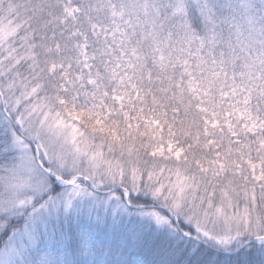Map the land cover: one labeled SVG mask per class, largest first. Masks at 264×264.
<instances>
[{"label":"snow or ice","instance_id":"snow-or-ice-1","mask_svg":"<svg viewBox=\"0 0 264 264\" xmlns=\"http://www.w3.org/2000/svg\"><path fill=\"white\" fill-rule=\"evenodd\" d=\"M0 264H264V0H0Z\"/></svg>","mask_w":264,"mask_h":264}]
</instances>
